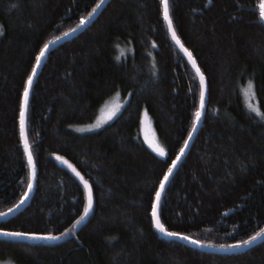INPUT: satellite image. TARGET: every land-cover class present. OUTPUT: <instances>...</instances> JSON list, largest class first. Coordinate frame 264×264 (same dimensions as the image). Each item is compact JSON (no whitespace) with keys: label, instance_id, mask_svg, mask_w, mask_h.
I'll use <instances>...</instances> for the list:
<instances>
[{"label":"trees","instance_id":"obj_1","mask_svg":"<svg viewBox=\"0 0 264 264\" xmlns=\"http://www.w3.org/2000/svg\"><path fill=\"white\" fill-rule=\"evenodd\" d=\"M100 1L0 0V213L28 188L19 106L36 54ZM260 3L169 0L175 30L206 76L208 103L166 188L161 221L203 243L234 246L264 228V119L244 93L251 81L264 112ZM39 73L27 115L37 186L0 229L56 238L0 240V264H264V239L213 253L155 229V191L192 130L200 83L172 40L161 0H109L84 31L51 49ZM117 91L129 99L114 119L99 130L77 129L97 120ZM144 109L165 157L140 134ZM56 155L92 185L94 208L80 230L86 189Z\"/></svg>","mask_w":264,"mask_h":264},{"label":"snow or ice","instance_id":"obj_2","mask_svg":"<svg viewBox=\"0 0 264 264\" xmlns=\"http://www.w3.org/2000/svg\"><path fill=\"white\" fill-rule=\"evenodd\" d=\"M161 5L163 8V17L164 20L167 21L168 23V28L171 31L172 38L173 40L176 41L177 44L180 45V48L183 52H185L188 56L189 61L191 62L193 68L196 71V74L199 77V107L196 109L195 114H194V121L192 124V128H196V123L199 121L201 115H202V110L205 107V76L204 73L201 72L200 68L197 65L196 59L189 51L187 48L184 47V45L180 42L179 36H177L175 29L173 28V20L172 17L169 15V3L168 0H161ZM95 9H93V12ZM92 13H89V16H91ZM259 18L261 20H264V0H261V3L259 4ZM88 17H82L80 23L83 24ZM71 31V29L69 30ZM61 35H66V33H62ZM55 39H59L58 37H54ZM48 43H45L43 47L40 48L39 52L36 54L35 57V64L32 67L31 74L27 76V80L24 83L23 87V96L20 101V106H19V135H20V143L23 145V150L24 154L27 157V163H28V168H29V181H28V188L31 189L32 187V180L36 175V163L31 151V147L28 141V135H27V107H28V97H29V90L33 81V76L35 75L36 72V65H38L41 62L42 57L45 55V50L48 48ZM249 86L251 87V81L249 82ZM249 107H253L252 105H249ZM255 111L260 113L261 118L264 119V112H260L259 108H255ZM115 113H110L108 116L105 117V119H111V116L114 115ZM147 114L145 113V116ZM99 123L88 125V127H99ZM83 130V129H81ZM189 136L192 135L191 132L188 133ZM150 145L154 148L156 152H158L161 156L165 155V151L163 148L159 147L158 145H155L152 141H149ZM185 146L188 144V141H184ZM185 149L182 147L180 149V153H182ZM180 155L179 153L177 154L176 159L172 160V163L168 166L167 170L163 173V178L159 182V187L155 191V199L152 201V216H153V223L155 227L160 230L167 232L165 226L163 223H161L160 218L157 214V208L159 205V201L161 198V193L165 187V182L169 179L170 174L173 171L174 166L176 165L177 161L179 160ZM57 159L63 161L64 163H68L66 160H64L63 157H57ZM69 167L72 168L73 172H76L77 176H80V173L76 171L75 167L71 164H69ZM83 179V177H81ZM85 189L87 191V203L84 206L83 213L79 219H83V216L88 213L90 208L92 207V190L91 187L89 186L87 181H84ZM28 193L25 192L24 196H27ZM23 199V197H21ZM11 211V210H9ZM2 215V214H0ZM65 232H67V229H65ZM0 234H3L5 236L12 235V236H26L31 239H55L56 237L53 236L52 233H39V232H8L3 229H0ZM168 235L171 236H179L183 239H188L192 240L193 238L191 236H184L183 233L179 232H167ZM261 234H264V228H261L258 232H255L253 235L249 236L247 240H238L235 242L234 246H240L242 244H248L250 241L255 240L257 237H259ZM60 235H63L61 233ZM197 244L202 243V241L196 240L194 241ZM210 243V242H207Z\"/></svg>","mask_w":264,"mask_h":264},{"label":"water","instance_id":"obj_3","mask_svg":"<svg viewBox=\"0 0 264 264\" xmlns=\"http://www.w3.org/2000/svg\"><path fill=\"white\" fill-rule=\"evenodd\" d=\"M109 0H101L99 2V4H97V6L94 8L95 11L91 12L92 15L91 16H87L88 19L83 23H79L78 25L74 26L73 29H71V31H66L64 33H66V35H60V36H57L59 39H52L49 43H48V48L45 50V55L42 57L41 59V62L36 65V72H35V75L33 76V81H32V84H31V87H30V90H29V97H28V106H29V102H30V98H31V92H32V89H33V86H34V82L35 80L37 79L38 75L40 74V70L43 66V64L45 63V60L47 59L49 53L51 52V49H54L56 46H58L59 44H61L62 42L66 41V40H70L73 38V36H76L77 34H79L80 32L84 31V29L86 27H88V25L92 24L95 19L100 15L101 11L105 8V6L107 5V2ZM168 3H169V0H168ZM169 15L171 16V13L169 11ZM167 22V21H166ZM264 22V20H263ZM168 24V23H167ZM173 28L175 29V26H174V23H173ZM176 31V30H175ZM169 33L171 34V31L169 30ZM177 36L178 33L176 32ZM171 37H172V34H171ZM180 38V37H179ZM173 40V38H172ZM173 42L177 45V47L179 48V50L182 52L183 55L186 56L190 66H192L191 62L189 61L188 59V56L185 52H183L180 48V45L176 43L175 40H173ZM180 42L182 43L181 39H180ZM183 44V43H182ZM184 45V44H183ZM185 48L186 45H184ZM188 49V48H187ZM189 50V49H188ZM194 56V55H193ZM198 65V63H197ZM201 70V67L198 66ZM193 68V66H192ZM195 74H196V71L195 69L193 68ZM202 72V70H201ZM196 76L198 77V75L196 74ZM207 93H208V88H207V80H206V76H205V107L204 109L202 110V115L199 119V121H197L196 123V128L193 129L190 131L192 133L191 136L188 137L187 141H188V144L185 146H183V148L185 149L182 153H180L179 151V155H180V158L179 160L177 161L176 165L174 166L173 168V171L172 173L170 174L169 176V179L165 182V187L161 193V198H160V201H159V205H158V208H157V214L160 218V221H161V212H160V207L162 205V200H163V197L166 193V188L167 186L169 185V182L171 181L172 179V176L175 174V172L177 171V169L179 168V164L183 161V159L187 156L186 154L188 153L191 145H192V142L194 141L195 137L197 136V132L199 131L200 129V126L202 125L203 123V117L205 115V112H206V106H207V103H208V99H207ZM28 111H29V107H27V115H28ZM27 124H28V118H27ZM27 130V135H28V129ZM28 141H29V144H30V140L28 138ZM31 147V145H30ZM32 154H33V151H32ZM34 157V156H33ZM57 157H62L60 155H56V161L58 162L59 166L66 169V170H70V172H72L83 184H84V181H87L84 176L82 175V173L80 171L77 170V168L74 166V164L69 161V160H66L64 158V160H66L68 163H64L63 161L57 159ZM35 160V158H34ZM36 163V162H35ZM69 164L73 165L76 169L77 172L80 173V176H77L76 175V172H73L72 168L69 167ZM81 177H83V179H81ZM36 180H37V165H36V175L35 177L33 178L32 180V187L31 189L27 188L26 192L28 193L27 196H24L23 199H21L20 201H18L16 204H14L13 207H11V211L7 210V211H3V213H0L2 215H0V222H2L3 220H8L9 218L11 217H14V215L18 214L19 212H21L22 210L25 209V206L28 205V203L31 201V199L33 198V194L35 192V188L37 186L36 184ZM88 182V181H87ZM89 186L91 187V190H92V201L94 202V193H93V189H92V185L90 184V182H88ZM85 186V185H84ZM87 193V191H86ZM93 208H94V204L92 203V207L90 208V210L88 211V213L86 215L83 216V219H81L77 224H76V230H80L82 227V225H84L88 220L89 218L91 217V214H92V211H93ZM162 223V221H161ZM166 228V227H165ZM156 231L158 232L159 235L167 238V239H175V240H179L181 242H185L187 243L188 245H191V246H195L203 251H209V252H213V253H217V252H221V253H228V252H239V251H243V250H246L248 248H250L251 246H254L258 243L261 242V240L264 239V234H261L259 237H257L255 240H252L250 241L248 244H242L240 246H219V245H213V244H209V243H200V244H197L195 243L194 241H196L197 239H192V240H188V239H183L179 236H171V235H168L167 232H169L167 229V232H164V231H160L158 230L156 227H155ZM5 231H8V232H13V231H9V230H5ZM17 232V231H15ZM184 236H188L186 234H184ZM34 240V241H37V240H43V239H31L29 237H26V236H12V235H8V236H5L3 234H0V240H9V241H26V240Z\"/></svg>","mask_w":264,"mask_h":264},{"label":"rangeland","instance_id":"obj_4","mask_svg":"<svg viewBox=\"0 0 264 264\" xmlns=\"http://www.w3.org/2000/svg\"><path fill=\"white\" fill-rule=\"evenodd\" d=\"M244 93H245V97L247 99L248 106L252 105L253 107H250V109L253 108L251 110L255 113L254 109L256 108L257 104H256V98L254 97L253 86L250 87L248 85L245 88ZM128 99H129L128 95H124L122 93V91H117L116 94L112 98H110L106 102V104L102 107V109L99 113L98 119L95 120L94 122L88 124V125H92V124H96V123L100 122L99 127H91L90 128V127H88V125H85V126L84 125H80V126L77 125V127H78L77 129L82 131V132L99 130V128L104 127V125L109 123L112 119H114L121 112V109L127 103ZM257 108H258V106H257ZM113 112L115 114L111 116V119H105L106 116H108L110 113H113ZM142 113H143V115L141 117V122H140V124H141L140 134L142 135L144 142H146V144L148 146H150L153 150H154V148L152 147V145H150L149 141H152L155 145H158L159 147L163 148L165 151V155H163V157H165L167 150L159 139V135L157 134V132L155 130V127H154V124L152 123V118H150L149 112H147L144 109ZM145 113L147 114L146 116H145ZM258 114H260V113H258ZM81 129H83V130H81Z\"/></svg>","mask_w":264,"mask_h":264}]
</instances>
